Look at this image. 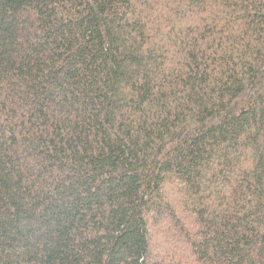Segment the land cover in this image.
Here are the masks:
<instances>
[{"label":"trees","instance_id":"1","mask_svg":"<svg viewBox=\"0 0 264 264\" xmlns=\"http://www.w3.org/2000/svg\"><path fill=\"white\" fill-rule=\"evenodd\" d=\"M0 264H264V0H0Z\"/></svg>","mask_w":264,"mask_h":264}]
</instances>
